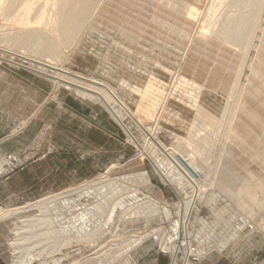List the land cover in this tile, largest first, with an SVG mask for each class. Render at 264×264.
Listing matches in <instances>:
<instances>
[{
	"label": "rangeland",
	"instance_id": "rangeland-1",
	"mask_svg": "<svg viewBox=\"0 0 264 264\" xmlns=\"http://www.w3.org/2000/svg\"><path fill=\"white\" fill-rule=\"evenodd\" d=\"M42 1L0 0V56L5 58L0 59V208H21L16 216L29 218L22 227L15 219L1 220L0 263L10 264L14 253L29 256L27 264H109L112 258L104 252L111 249L119 254L112 264H170L163 247L175 242L178 196L160 182L147 158L164 160L165 149L186 147L200 150L195 162L201 166V199L191 227L194 233L198 229L201 250L189 256L190 262L264 264V0H90L64 59V53L61 58L49 50L42 54L37 45L13 46L7 39L24 20L31 21L29 29L40 28L32 21ZM209 4H216L213 17L207 15ZM190 7L195 8L191 19ZM235 18H242L236 25L242 33L223 43L214 33L223 27L219 36L224 37L232 31L231 23L224 28L226 22ZM202 28L207 31L201 39ZM1 49L100 80L136 114L145 131L126 113L129 136L100 104L22 67L28 64L18 55L12 59L16 65L7 61L10 55ZM235 103L230 129L228 121H211L222 110L228 117ZM199 106L206 120L200 118ZM126 167L144 171L148 180L133 181ZM92 180L117 188L115 193L124 188L113 207L98 215L87 209L101 200L89 186ZM242 183L252 184L249 196L239 191ZM178 189L183 197L192 194L187 186ZM211 193L226 214L205 204ZM43 198L55 206L50 208L52 226L36 221L49 212L24 211ZM144 202L156 203L159 212ZM197 218L203 219L204 229L198 228ZM237 222L240 229L233 233ZM102 256L105 262L98 261ZM182 261L179 254L176 264Z\"/></svg>",
	"mask_w": 264,
	"mask_h": 264
},
{
	"label": "bare ground",
	"instance_id": "bare-ground-1",
	"mask_svg": "<svg viewBox=\"0 0 264 264\" xmlns=\"http://www.w3.org/2000/svg\"><path fill=\"white\" fill-rule=\"evenodd\" d=\"M37 1H39V0H29V2H31V3H36ZM78 1L79 0H76V1H72V0H43L41 2V4L39 5V8L37 9V11L34 13L35 19H34V21H32L34 23H35V20L37 22H39L41 24V26H39L40 28H38V29H35V28L29 29L26 25H28V23H30L31 21L29 20L30 21L29 22V21L24 20L21 23L23 26H20L18 31L14 32L13 34L12 33L8 34L7 39L9 41V43L11 45H13V46H20V47H23L25 45H37L36 49H37L38 52L44 54V53L47 52V50H49L50 52H52L54 54L60 55L59 57L61 58L63 56V55L61 56V54L64 53L67 50L69 44L73 41L75 36L77 34H79L78 32H80L79 31L80 30V22H81V18L83 17V15L85 13L84 12L85 9H87L88 7H90L92 5V2L90 0H88V1L84 2L83 7H79L78 6ZM214 1L216 2V0H214ZM214 1H212V2L214 3ZM219 1H223V0H219ZM230 1H232V0H230ZM230 1H228V2H230ZM238 1H240V0H238ZM217 2H218V0H217ZM16 4H17L16 1H12L11 2L12 6H14ZM230 4H231V2H230ZM209 5L210 6H208L207 15L213 17L212 15L215 14L214 10L216 8V7L214 8V5L216 6V4L213 5L214 9L211 7L212 4H209ZM217 7H218V5H217ZM223 9H224V7H223ZM188 10L189 11L187 13L188 14L187 18L191 19V17L194 15L195 8L190 7ZM231 11H233V9ZM223 13H224V11H223ZM224 15H226V14H224ZM232 15H234V14L232 13ZM207 17L205 16V18H207ZM216 17L219 18V16H217V15H216ZM229 17H230V15H229ZM230 18H232V17H230ZM241 19H236L235 18V20L229 19L230 20L229 22L225 21L227 24H226V26H224L225 24L223 25L224 28L227 29L228 26H229V28L232 31H230V29L225 30V32L226 31L227 32L230 31V32H228L226 35L224 34V37H221L222 33H224V32H222V31H224L223 27L220 29V31H217L214 34H216L217 38L219 37V39H221L222 42L223 41H225V42L230 41V39L231 40L236 39L239 36L238 33L240 31V29L238 30L239 27L237 28L236 25L240 24L239 22H240ZM210 20H212V19H210ZM37 22H36V25H37ZM213 23H214V21H213ZM229 23H231V24L228 25ZM217 24H219V23H217ZM210 25H211V23H210ZM214 25H215V23H214ZM33 26H34V24H33ZM202 29L204 30V32L203 31L199 32L200 33L199 35H200L201 39L203 38V36L205 35V32L207 31V30L205 31L204 28H202ZM202 29H200V30H202ZM213 31H214V29H213ZM240 33H242V32L240 31ZM220 34H221V36H219ZM240 35H242V34H240ZM42 38H45L44 40H46V42L44 40L43 41L41 40L44 43H41L40 41H38V40H40ZM206 40H207V38H206ZM70 46H72V45H70ZM234 46L235 45H233V47ZM219 47H221V44H220ZM236 48H238V47H236ZM219 49H218V52H219ZM1 51L5 52V53H8L10 55V58L6 59V60L11 62V63H14L16 65V62L12 61V59L14 57H16L14 55H18V54L14 53V51L10 52L9 50H2L1 49ZM54 54H52V55H54ZM18 56L22 58L20 60H23V62L28 64L27 66H22V67H24V68H26L28 70L34 71V72H36V73H38L40 75L42 74V75L46 76V78H49V80L57 82L60 85L63 84V86L65 85L68 88H70V89L74 90L75 92H77L78 94H80V95H82V96H84V97H86V98H88V99L100 104L108 112L110 117L113 120H115L122 127V129L126 133H129V136H133V135L130 133L128 127L123 122V115H127L128 114L127 116H129V118L132 121L136 122L135 124L143 132L145 131L146 127L140 122V120L138 119L136 114L131 109L128 108V106L114 93L112 87L108 86L107 84H105V83L101 82L100 80L95 79L93 77H89L88 78V77L83 76L81 74L73 73V72H71L69 70H66L63 67H60V66L56 65L51 60H45L44 61L41 58L32 57V60H30V62H29V61L26 60V59H29V58L25 57V55H23V56L18 55ZM65 56L66 55L64 53L63 59H64ZM0 59L1 60H5V58L3 56H0ZM17 65H20V64H17ZM202 102H203V100H202ZM231 104H233V103H231ZM227 105H230V103L229 104L227 103ZM231 108H232V111L229 112V116L228 117H227L228 113L225 114L226 110H224V111L222 110L220 115L218 113L217 114H212V116L210 118L211 121L218 119L217 123H219V120H220V123H222V124H224L226 121H228V122H226V123H228V125H226V126H228V128L230 129L231 126H232V120L236 118L235 109H237V103H235L234 107H231ZM197 111H198V113L200 115V118L206 120L204 118V115L202 113V108L200 106L198 107ZM223 121H224V123H223ZM146 130L149 132L148 135L150 136V139L152 138V139L156 140L159 143V145L161 146V147L160 146H157V147L159 149H161L163 147V145L154 137V134L152 133V131H150L148 129H146ZM131 141L132 142L133 141L136 142V144L138 143L137 141H135L134 137L131 139ZM199 154H200V150L198 148L195 149V150L190 148V150H188V149H186V147H184L183 150H177V151L173 150V152L168 150V149H165L163 151V155H164V158H165L164 160H156V158L154 156L151 157V156L147 155L148 156L147 159L149 160V162L152 165L151 166L152 170L156 174V176L158 177L160 182L166 187H168V186L171 187L173 192H175V194L178 196L177 202H175V206L177 208V212H176L177 215L175 216L176 218H174L172 220V223H173L172 224V227H173L172 239L175 242L170 247H168V246L167 247H163L164 248L163 251L166 252L168 250V253L170 255V264H176L177 263V258H178L179 254L181 255V257L183 259L181 264H193V263L190 262L189 256L191 254H197L201 250L200 246L198 245V234H199L198 229H197V231L195 233H194V231L191 230V227H192V224H193L192 215H194V213L197 211V209H198L197 203L201 199V198H199L200 194H201L200 193V186L198 185V182H197V179L200 176L201 166L199 165V163L197 164L195 162L196 161V157L199 156ZM177 156L181 157V161H182V159L185 161V163L187 164L188 168L185 165H183V163L181 161H179L177 159ZM124 169H125V174L127 172H131L133 174L130 177L133 181L140 180L139 183H143V182H146L148 180L144 171L142 173H140V172L134 173V169L130 170L129 167H126ZM3 170H4L3 160H0V171H3ZM194 173L196 175H194ZM96 180H98V179H96ZM96 180L95 181L92 180L91 185H89V186H93L94 187L95 194H98L99 195L98 197H101V200H98L95 204H93L92 206H89L87 208L89 211L92 212L93 215L94 214L98 215V212H100V214H101V212H104L105 210L110 209V207L113 205V201L115 200V196L119 192L124 190V188H119L118 192L115 193L117 191V188L114 187V188L111 189V188H109V186H107V183L106 184H102L100 182L97 183ZM258 180H260V179L258 178ZM258 180L256 182H258V184H261V182H259ZM89 183H86V184H89ZM109 184H112V183H109ZM251 185L252 184L242 183V185H240L238 187V189H239V191L244 192L247 196H249V194H250L249 188L251 187ZM180 186L189 187L192 190V194L190 196H188V197L181 196L180 195V191H179L180 189H178ZM256 192L257 191H254V195L256 194ZM216 198H217L216 195L211 193L205 199L206 200L205 204H207L210 207L219 208L222 211L223 215L226 214L228 212V210L226 211L223 207L218 206L219 203L216 201ZM252 200L254 201V196L252 197ZM149 204H152V203L151 202L150 203L149 202L148 203L147 202L142 203V205H147V206H149ZM52 206L55 208L54 203L52 202V200H50V199L47 200V198H43L42 200L36 201L34 203H31V204H27L25 206L27 208V210L24 209V211L25 212H27V211L30 212L31 211L32 214H33V212L36 213L38 211L40 213H42L43 211L44 212H49V214H46V213L44 214L43 213L44 216L42 215V217H38V220H36V221H38V222L41 221L44 224L45 223H49V225L52 226V223H55V218L50 214L52 212L51 209H50ZM215 206H218V207H215ZM150 207L153 208V210H152L153 212L154 211L159 212L160 208H158L156 203L152 204ZM163 207H165V206H163ZM167 207L168 206H166V208H164V209L162 208V209H163L164 215L168 218L170 212L167 209ZM21 212H23L21 210V208H14V209H3V208H0V222H1V220L5 221V220H12V219L14 220L15 219V221L20 223L21 224L20 226L22 227V225L24 224L23 222L29 221V218H28V216H23V214H22V216L17 217L16 215H18V213H21ZM36 214H38V213H36ZM38 216H39V214H38ZM20 218H25L26 220H20ZM202 220H203L202 218H199V219L197 218L198 228L204 229L203 227L200 226ZM239 227H240V223L237 222V226L235 227V229H233V233H237L239 231L238 230ZM231 228H232V226H231ZM12 230H13V228L11 230H9V231H12ZM52 231L53 230L51 229V230H49L48 233H46L48 238L50 237V233H52ZM8 236H10V235H8ZM82 236L84 237L85 235H82ZM82 236L80 235V237H82ZM94 236L95 235L90 234V238H93ZM88 237H89V235H88ZM230 237L231 236L229 234L228 235L226 234V238H230ZM3 238H4V236H3ZM224 240H225V236L222 238L223 242H224ZM138 243H139V241L138 242L135 241L134 244L137 245ZM63 246H65V245H63ZM4 247H5V245H4ZM131 247H132V243H131ZM6 248H7V246H6ZM116 249H117V247H116ZM110 250H109L108 253H107V251L104 252V255H108L109 254L108 258L109 257H110V259L112 258V261L109 260L107 262H109V264H112V262L114 260L113 258L119 259V256H118L119 254L117 255V252H114L112 250L110 252ZM117 250H119V249H117ZM123 251H126V250H123ZM10 253H13V251L10 252ZM121 254L122 253H120V255ZM23 255H25V254H23ZM9 256L10 257H8V261L10 262V264H27V263H29L31 261V259L29 258L28 255H27L28 256L27 258H29L28 260H27L26 257H24V258L21 257V256L20 257H16L14 255V253H13V255L9 254ZM103 256L99 257L98 261L105 262L107 258L103 259ZM32 257H33V255H32ZM46 257H47V255H46Z\"/></svg>",
	"mask_w": 264,
	"mask_h": 264
},
{
	"label": "crops",
	"instance_id": "crops-1",
	"mask_svg": "<svg viewBox=\"0 0 264 264\" xmlns=\"http://www.w3.org/2000/svg\"><path fill=\"white\" fill-rule=\"evenodd\" d=\"M1 264V263H0Z\"/></svg>",
	"mask_w": 264,
	"mask_h": 264
}]
</instances>
